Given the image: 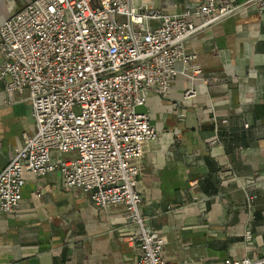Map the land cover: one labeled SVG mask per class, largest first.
<instances>
[{"label": "crops", "instance_id": "crops-1", "mask_svg": "<svg viewBox=\"0 0 264 264\" xmlns=\"http://www.w3.org/2000/svg\"><path fill=\"white\" fill-rule=\"evenodd\" d=\"M31 1L0 0V24ZM200 1L132 3L174 14ZM229 1L245 4L244 10L185 43L202 67V79L193 84L196 96L182 97L190 81L177 76L167 98L151 93L141 108L158 132L139 165L141 209L166 241L162 257L181 264L264 257V0ZM27 96V91L6 95L0 84V172L23 135L35 131ZM62 157L67 156L53 153L52 161ZM23 178L18 210L0 213V264L136 260L122 207H93L87 196L62 187L59 171L42 178L26 172ZM246 194L253 197L251 213ZM247 224L249 246L242 239Z\"/></svg>", "mask_w": 264, "mask_h": 264}, {"label": "built area", "instance_id": "built-area-1", "mask_svg": "<svg viewBox=\"0 0 264 264\" xmlns=\"http://www.w3.org/2000/svg\"><path fill=\"white\" fill-rule=\"evenodd\" d=\"M244 8L201 0L162 14L132 0H33L5 18L0 84L6 95L28 92L35 131L23 135L0 172V213L18 210L24 173L42 178L59 171L62 187L87 196L93 207H122L131 227L127 242L136 251L132 264H181L162 257L166 241L141 209L139 165L145 145L158 138L141 108L151 93L167 98L177 76L190 81L182 97L194 98L202 67L185 43ZM57 152L67 157L52 161ZM252 200L246 194L250 213ZM242 239L246 246L252 242L250 224ZM220 264H264V257Z\"/></svg>", "mask_w": 264, "mask_h": 264}, {"label": "rangeland", "instance_id": "rangeland-1", "mask_svg": "<svg viewBox=\"0 0 264 264\" xmlns=\"http://www.w3.org/2000/svg\"><path fill=\"white\" fill-rule=\"evenodd\" d=\"M75 112L77 113V110Z\"/></svg>", "mask_w": 264, "mask_h": 264}]
</instances>
